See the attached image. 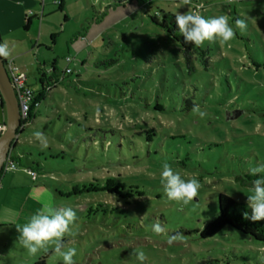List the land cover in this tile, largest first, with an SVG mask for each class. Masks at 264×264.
<instances>
[{
  "label": "rangeland",
  "instance_id": "1",
  "mask_svg": "<svg viewBox=\"0 0 264 264\" xmlns=\"http://www.w3.org/2000/svg\"><path fill=\"white\" fill-rule=\"evenodd\" d=\"M200 1L205 18L226 15L234 28L237 18H248L244 35L236 30L226 45L201 46L209 48L207 66L193 58L187 67L179 46L149 18L160 9L187 12L178 0H40L27 30L1 32L0 44L17 57L32 90L39 89L38 68L47 74L53 59L59 74L67 67L71 73L45 91L14 141L16 168L0 176V183L17 176L0 186V264H32L43 256L44 264H62L51 249L29 256L18 244L16 225L49 197L76 211L75 235L64 238L77 250L76 264H140L134 251L144 252L143 264H264V245L237 231L208 239L187 233L210 218L218 192L247 203L252 184L234 177L264 163V0ZM184 98L208 115L180 110ZM140 126L150 141L143 132L141 145L131 148L136 156L116 132H94ZM165 162L182 179L199 181L189 205L167 199ZM156 222L165 229L159 235L152 231ZM177 232L184 239L169 244Z\"/></svg>",
  "mask_w": 264,
  "mask_h": 264
},
{
  "label": "clouds",
  "instance_id": "2",
  "mask_svg": "<svg viewBox=\"0 0 264 264\" xmlns=\"http://www.w3.org/2000/svg\"><path fill=\"white\" fill-rule=\"evenodd\" d=\"M230 4L232 0H227ZM187 6L185 13L177 12L175 14V23L180 35L184 37L185 43H190L195 47H201L207 41L209 43H219L221 46L228 44L236 36V30L241 35L247 32V17L235 20V28L229 24V18L226 15L213 16L205 18L199 11L193 10L192 0H178L177 7ZM197 9L201 5L195 6ZM10 49L7 44H0V58L10 56ZM192 112L199 115L200 118L207 116L206 111H202L199 105L194 104ZM37 140L41 141V148H47L48 144L44 134L36 131L33 134ZM249 174L260 178L252 181L250 189L251 195L247 196V206L251 210V215L245 212L244 219L258 222L264 220V163L249 169ZM161 182L164 193L169 201H174L182 206L189 205L194 198L198 197L200 183L196 178L188 180L182 179L178 172H174L170 164L165 162L162 166ZM42 207L30 216L28 222L23 226L16 225L18 244L26 250L29 256H36L41 250L45 253L51 249L54 255L62 258V264H76L74 257L77 255L75 247L67 246L65 236H73V225L78 217L76 211L69 206L57 207L53 199L49 197L41 200ZM152 231L159 235L165 231L160 222L152 226ZM183 234L177 232L168 239V243L183 240ZM140 264L145 260L143 251H134Z\"/></svg>",
  "mask_w": 264,
  "mask_h": 264
},
{
  "label": "trees",
  "instance_id": "3",
  "mask_svg": "<svg viewBox=\"0 0 264 264\" xmlns=\"http://www.w3.org/2000/svg\"><path fill=\"white\" fill-rule=\"evenodd\" d=\"M234 1V0H232ZM194 3H192L193 9L200 11L204 10L205 3L200 0H194ZM57 4H61V0H56ZM196 5H201L199 9H197L195 6ZM150 20L161 27L165 34L175 43L179 46V49L181 51L183 60L186 64L187 67L191 65V60L193 58H197L200 63L203 66L208 65V60H209V48H202V47H195L190 43H185L184 37L180 35L179 30L176 26L175 23V14L171 13L169 11H164L162 9L153 12L152 14H149ZM27 22H25L22 26L23 30L27 29ZM50 66L49 70L47 71V74L43 72V68H38V83H39V89L38 90H33V104L32 108L30 111V116L29 119L27 120V123L31 122L32 119L34 118L35 115V108L39 105L40 101L44 99L45 96V91L52 89L53 87L57 86V84L62 83L64 80L63 74H70V72L62 73L59 74L56 68V60L53 59L50 61ZM42 65V64H41ZM29 88H31L28 85ZM1 102H3L0 99ZM195 103L191 100V98H184L183 103L180 106V110L186 111L189 110L193 107ZM155 109H159V107H155ZM163 110V109H161ZM231 113V112H230ZM229 113V114H230ZM26 125V124H25ZM25 125L20 127L19 133L23 132L25 129ZM101 132L102 134L109 133L110 135H113V132H116L121 138L123 139L124 144L127 146L125 147L126 151L134 150L136 152L132 153V155L136 156L137 155V150L136 149H131L132 147H136L138 143L141 145V134L144 132L147 134L145 140L150 141V133L149 130L138 127V128H131L129 129L128 132L126 133H121L120 131H115L111 129H103V128H98L95 129L94 132ZM152 133L151 135H153ZM102 139H105L104 135L101 136V139L99 142H102ZM110 139V138H106ZM111 140V139H110ZM110 140L106 141V145H109L111 143ZM118 146H121V142L117 138ZM16 143H14L15 146ZM11 156L13 160L15 159L16 156L12 155L11 151ZM133 156V157H134ZM34 164L37 165L36 162ZM3 173L0 174V176ZM260 178V174H257V176H252L249 173H246L244 177H240L238 175H235L234 179L237 182H240V184L244 183H251L254 179ZM122 183L125 188H130L129 184H126L123 181H118ZM137 186V185H136ZM89 191V189H87ZM132 188V192H133ZM137 191V192H136ZM134 191L132 194H135L136 196H141V192L137 190ZM130 202L131 200L134 201L133 203H138L141 204L140 201L136 200L135 198L132 197V195H129ZM114 209H117L114 207ZM128 213V216L131 218L136 219L135 216H132L133 210L129 209L126 210ZM247 212L249 215H251V210L248 208L247 203L237 201L234 199L232 196L224 193V192H218L216 196V202H215V208L213 211H211L210 218L205 220V222L202 224L200 229L193 228L191 230H187V233H195L197 236L201 239H208V238H213L216 237L217 235L221 234L223 231L226 229L234 230L237 231L241 234L246 235L249 237L251 240H254L262 245H264V220L258 221V222H253L251 220H246L244 219V213ZM44 259L45 256L39 258L38 260L34 261L32 264H44Z\"/></svg>",
  "mask_w": 264,
  "mask_h": 264
},
{
  "label": "crops",
  "instance_id": "4",
  "mask_svg": "<svg viewBox=\"0 0 264 264\" xmlns=\"http://www.w3.org/2000/svg\"><path fill=\"white\" fill-rule=\"evenodd\" d=\"M39 1L40 0H0V34L3 31H9L12 30L13 28H17V27L22 28L23 24L27 21H28L27 23V29H28L31 20L37 16L33 8L37 6ZM42 6L43 4L41 2L40 3L41 10H42ZM29 10L32 13L30 15H27V12ZM4 59L12 60V62L18 67L19 71L23 72V70L21 69L22 67L21 64L16 62L17 57H15V55L12 57L9 56ZM0 109L2 110V112H0V135H1V133L5 128V120H6L4 104L1 101H0ZM5 176L3 177L2 182L0 183V186L2 187L4 186V184L13 181L17 177L16 174H12V173L8 177Z\"/></svg>",
  "mask_w": 264,
  "mask_h": 264
},
{
  "label": "water",
  "instance_id": "5",
  "mask_svg": "<svg viewBox=\"0 0 264 264\" xmlns=\"http://www.w3.org/2000/svg\"><path fill=\"white\" fill-rule=\"evenodd\" d=\"M0 99L5 108V128L0 135V174L2 166L9 152L14 148L19 129L22 127L17 97L4 64V58H0ZM234 117V116H233ZM228 119L231 117L228 116Z\"/></svg>",
  "mask_w": 264,
  "mask_h": 264
},
{
  "label": "built area",
  "instance_id": "6",
  "mask_svg": "<svg viewBox=\"0 0 264 264\" xmlns=\"http://www.w3.org/2000/svg\"><path fill=\"white\" fill-rule=\"evenodd\" d=\"M54 2H56V0H54ZM31 13L32 12L29 10L27 12V15H30ZM66 60L69 62L70 58L66 57ZM4 64L17 97L19 113H20V121L23 126L27 124V120L29 119L30 116V111L32 108L33 97H34L33 90L29 88L28 85L26 84L25 74L19 71L18 67L12 62V60L4 59ZM70 71L71 69L68 67L65 69L66 73ZM15 168H16L15 161L11 156V152H9L2 166L1 173H7L8 171H12ZM25 170L32 177V179L36 178L37 175L35 171H33L30 168H25Z\"/></svg>",
  "mask_w": 264,
  "mask_h": 264
}]
</instances>
